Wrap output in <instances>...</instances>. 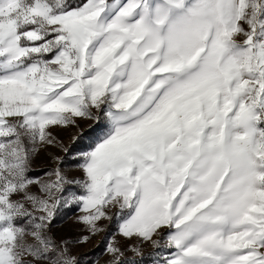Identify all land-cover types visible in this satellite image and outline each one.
I'll list each match as a JSON object with an SVG mask.
<instances>
[{
  "label": "snow or ice",
  "instance_id": "1",
  "mask_svg": "<svg viewBox=\"0 0 264 264\" xmlns=\"http://www.w3.org/2000/svg\"><path fill=\"white\" fill-rule=\"evenodd\" d=\"M57 128L84 143L37 174ZM97 237L264 264V0H0V264H100Z\"/></svg>",
  "mask_w": 264,
  "mask_h": 264
},
{
  "label": "rangeland",
  "instance_id": "2",
  "mask_svg": "<svg viewBox=\"0 0 264 264\" xmlns=\"http://www.w3.org/2000/svg\"><path fill=\"white\" fill-rule=\"evenodd\" d=\"M81 126L87 130V122H81ZM76 131L74 128L69 129H54L53 134L54 136L59 140L62 141L65 145L69 147V153L64 154L59 151L57 148H50L46 150H42L37 157L35 158L34 162V168L37 174H41L44 171H47L50 167H52V160L51 157L54 155H62L65 157V160L67 164L71 165L73 163L72 161V155L74 151L79 148L84 141L79 142L77 145H72L70 143V138L72 134ZM73 175H79L78 173H73ZM75 211L74 210H67L65 215L62 216L58 221L56 228L54 229L58 234L66 235V236H76L78 235V229L77 226L74 224L75 219ZM105 227L108 230L109 233L114 231L115 224L114 223H108L105 222ZM99 245V246H97ZM104 248V244L101 242V238L97 237L95 240L92 241L91 244L87 245L84 248L78 249V251L81 252H87L89 254V257L91 259H97L99 258L100 264H105V261L107 257L102 255ZM155 250L152 249L149 246L144 247L145 254L154 252ZM131 255V253H129Z\"/></svg>",
  "mask_w": 264,
  "mask_h": 264
}]
</instances>
